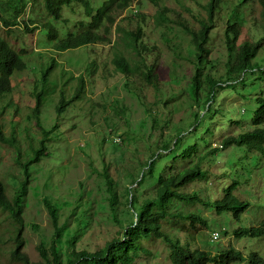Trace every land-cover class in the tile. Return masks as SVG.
Instances as JSON below:
<instances>
[{
    "label": "rangeland",
    "instance_id": "obj_1",
    "mask_svg": "<svg viewBox=\"0 0 264 264\" xmlns=\"http://www.w3.org/2000/svg\"><path fill=\"white\" fill-rule=\"evenodd\" d=\"M85 1L94 16L97 9L110 0ZM132 1L131 9L118 11L112 6L106 12L109 20L104 17L96 28L105 43L68 52L65 56L53 53L55 41L49 40L43 26L54 27L57 40L76 36L87 29L91 18L85 16L82 5L76 0L62 7L59 20L47 14L44 0H24L23 14L17 21L28 24L31 30L28 33L22 25L9 32L0 25V39L5 40L26 65L24 72L13 75L9 98L0 101V130L5 137H14L21 163L32 156L31 145H37L40 139L33 122L35 95L43 91L40 73L51 58L59 64L53 73L55 87L52 85V91H45L39 116L42 128L51 132L50 138L59 136L50 141L49 156L29 169V186L22 210L23 253L31 263H40L38 247L49 248L52 243L54 228L46 201L59 208V225L63 229L60 248L66 262L71 239H77L78 251L96 253L117 239L132 220L136 221L125 214L128 189L137 188L138 200L142 202L154 196L160 175L176 174L203 158L201 166L206 177L180 191L198 196L201 202L173 201L168 211L200 214L209 230L202 225L192 229L189 223L172 218L164 222L168 232L179 237L192 251L209 252L212 257L232 249L245 257L254 254L264 259V238H235L234 232L243 225L231 214H218L214 208L205 206L221 201L223 191L235 182L234 195L250 204L244 214L248 227L258 223L260 208L264 207V154L235 146L219 150L226 137L255 128L257 99L264 97V70L248 72L243 82L228 87L224 84L223 89L216 85L210 102L205 92L207 75L221 81L228 72L225 37L228 24L240 25L239 46L259 39L264 43L261 5L258 0H218L207 45L209 61L200 67L203 89L198 104L191 86L196 70L191 59L195 48L178 21L199 29L200 22L209 16L212 0ZM5 2L0 0L2 5ZM136 31H140V41L147 50L142 55L133 49L131 42L130 35ZM115 57L127 60L129 75L115 69ZM254 61L264 66V50ZM60 69L65 73L63 85L59 82L63 77ZM149 71L157 78L152 83L145 80ZM78 79L84 83L79 101L58 116L55 107L59 89L70 97L79 85ZM163 147L171 149L170 152L161 150ZM190 147H195L196 152L188 159L183 158V152ZM15 150L0 143V181L10 201L23 180ZM149 162L155 163L154 172L152 177L148 174L140 188L137 182L144 173L147 177L149 170L145 167ZM106 170V176L114 180L119 197L116 217L108 201L107 182L102 176ZM129 175L136 177L134 181ZM129 210L127 213L134 216ZM219 231L226 234L214 242L212 234ZM13 232V221L0 208L1 264H16L10 259ZM142 247L147 254L139 253L135 264H172L171 249L164 241L144 239ZM240 264L250 263L245 260Z\"/></svg>",
    "mask_w": 264,
    "mask_h": 264
},
{
    "label": "trees",
    "instance_id": "obj_2",
    "mask_svg": "<svg viewBox=\"0 0 264 264\" xmlns=\"http://www.w3.org/2000/svg\"><path fill=\"white\" fill-rule=\"evenodd\" d=\"M151 1L158 3V0ZM244 1L249 2L251 0ZM70 2L71 0H44V8L48 15L53 17L55 20H59L62 7L69 5ZM132 2V0H110L107 4L97 9L96 14L93 16V10L89 7L87 1L76 0V3L82 5L85 16L89 19L91 18V24L80 34L76 36L70 35L61 40H57V32L54 27L50 24L44 25L43 28L46 29L49 40L51 42L55 41L52 45L53 53L58 56H62V54L65 56L68 52L75 53V51H79L81 48L86 49L90 46H97L101 43H105L106 40L104 37L98 35L96 28L104 17L109 20L106 12L112 6L116 7L118 11H124L129 8L131 9ZM258 2L262 7L261 15L264 23V0H258ZM24 6V0H6L4 5L0 4V25L6 32H9L14 28H18L19 25H22L27 33L31 32V30L29 31L28 29V24L25 22H22L21 24L20 21H17L23 14ZM218 6V0H212L210 2L209 16L207 19H203L200 22L199 29L191 28L185 21H178L183 31L190 35L191 44L195 48L194 57L191 59L193 60L196 70L191 81V86L192 93L198 104H200V95L203 89V82L201 79L203 72L200 67L209 61L208 55L210 50L207 45L210 41L211 32L214 28V17ZM136 13L137 11L134 9V14ZM113 22L114 21L111 20L110 25H112ZM239 26L240 25L237 22L228 24L225 35L228 56V72L225 76H222L221 81L217 80L213 76L207 75L205 86V92L207 93L206 99L208 98L207 102L213 100L216 85L223 89L222 87L224 84L228 87L239 82H243L248 72L264 70V66L259 65L254 61L256 57L261 54L262 50H264L263 40L259 39L253 42H245L239 46L237 43L241 32ZM262 29L264 30V26ZM140 34V31H136L135 34H131L130 36L132 38L131 42H133V49L142 55L143 52H146L147 50H144V45L140 41ZM57 64L58 63L54 60V58H51L49 64L45 67L43 66L44 69L40 73V83L42 84L43 91L35 95V104L33 109V122H35L36 129L40 132V139L38 140L37 145H31L32 156L27 158L24 163H21L20 151L18 150L14 137H5L0 130V143L16 149V162L20 165L23 173V180L19 184L18 190L14 194L11 201L7 198L4 186L0 181V208L8 213L10 219L14 223V232L11 238L14 245L10 252V259L16 264H35L31 263L29 257L22 251L25 246V240L22 238L24 229L22 210L29 186V169L49 156L48 145L50 144V141L58 139L56 136H59L56 135L55 137L50 138L51 132L44 130L39 120L41 108L44 106L45 93L47 91H52L51 88L55 87L53 83V73L54 69L59 65ZM113 66L123 75L130 74V65L125 58L115 57ZM25 70L26 65L21 57L8 45L5 40L0 39L1 102L9 98L12 93L13 87L11 79L13 75L15 73H22ZM152 72L149 71L145 77V80L148 83H152V81L157 79L152 76ZM61 73L63 77L60 78L59 82L62 83L60 85H63L66 83L65 79H63L65 73ZM78 80V87L68 98L64 95L63 89H59V101L55 107V111L58 116H61L69 107H72L75 103H77V101H79L83 92L84 83L82 79ZM51 95H54V93L51 92ZM257 103L258 108L256 109L253 118V125L255 128L237 136L231 135L226 137V139L221 142L219 150L225 151L235 146L239 148L246 147L250 150L258 151L264 154V97H259L257 99ZM210 110L207 111V113H209ZM168 149L169 148L167 147H163L161 150L167 151ZM170 150L171 149H169V152ZM195 152L196 148L190 147L183 152L182 156L183 158L188 159L191 157L192 153ZM98 154L101 155L100 149H98ZM164 154L166 153L162 152V155ZM170 154L174 155L172 152ZM201 160H203V158H201L195 165L176 174L169 176L160 175L157 179L158 188L153 193L154 196L151 198L147 197V199L142 202H139L138 200L139 191L137 188L134 190L128 189L125 196L127 211L128 208H130L129 211L135 213V215L133 216L131 213H127V211L125 214H129L132 218H135L136 221L132 220L129 223L128 228L123 231L117 239H114L103 250L96 253L78 251L76 249L77 239H71L69 242L71 252L67 257L66 262H64L63 253L60 248L63 229L59 225V208L46 201L44 204L52 221L54 238L49 248L45 245H40L38 247L41 262L37 264H135V259L139 253L147 254V251L142 247V241L144 239L162 240L168 244L171 249L170 260L172 264H240L245 260H248L250 264H264V259L257 255L252 254L245 257L242 253L232 249L219 254L217 257H212L209 252L197 249L192 251L188 246L186 247L182 244L179 237L173 236L168 232L164 222H168L172 218H174V220H181L185 224L189 223L192 229H196L197 225H202L205 229L209 230L207 222L202 219L200 214H172L168 211L173 201L184 203L189 201L201 202L198 196L192 197L180 192L183 188H186L190 184L206 177V174L201 166ZM149 163L147 164V167H145L149 170L147 177L144 173L140 181L137 182V185L140 188L143 186L146 178H148V174L152 177V173L154 172L155 163ZM107 174L108 171L106 170L102 176L107 182V193L109 195L108 201L110 203V208L116 217L117 209L120 205L119 197L114 180L106 176ZM129 177L132 181L136 178L133 175H129ZM236 188L237 184L232 182V184L223 191L224 194L221 201L208 203L205 206L208 208H214L218 214L229 213L233 216V219L237 223L243 225L234 232L235 238H264V207L260 208L262 213L259 214L258 223L254 227H248L244 219V214L249 211L250 204L242 202L234 195ZM219 232L221 235L226 234L222 231Z\"/></svg>",
    "mask_w": 264,
    "mask_h": 264
},
{
    "label": "built area",
    "instance_id": "obj_3",
    "mask_svg": "<svg viewBox=\"0 0 264 264\" xmlns=\"http://www.w3.org/2000/svg\"><path fill=\"white\" fill-rule=\"evenodd\" d=\"M220 238H221V233H220V232H214V233L212 234V240H213L214 242L219 241Z\"/></svg>",
    "mask_w": 264,
    "mask_h": 264
}]
</instances>
